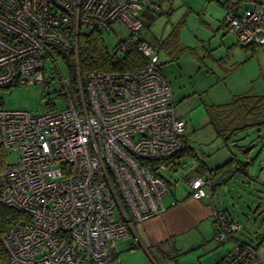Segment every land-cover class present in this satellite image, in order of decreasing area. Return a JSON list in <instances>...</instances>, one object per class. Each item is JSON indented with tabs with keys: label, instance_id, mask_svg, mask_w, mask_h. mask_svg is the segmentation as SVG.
<instances>
[{
	"label": "built area",
	"instance_id": "2783aa9c",
	"mask_svg": "<svg viewBox=\"0 0 264 264\" xmlns=\"http://www.w3.org/2000/svg\"><path fill=\"white\" fill-rule=\"evenodd\" d=\"M160 1L0 0V86L43 83L49 61L66 100L36 113L0 106V148L18 154L0 171V201L26 215L1 238L9 264H118L116 242L165 210L163 173L188 144L154 46L138 43L146 63L127 71L80 72L77 58L79 33L87 30L113 33L115 54L123 55L141 38L142 12L159 11ZM249 3L244 12L240 2L228 9L226 24L240 44L264 45V0ZM62 52L72 54L76 103L71 77L55 59ZM187 184L192 197L210 195L209 176L193 175ZM213 218L218 241L241 229L223 210ZM216 264L264 260L235 239Z\"/></svg>",
	"mask_w": 264,
	"mask_h": 264
},
{
	"label": "rangeland",
	"instance_id": "374dc122",
	"mask_svg": "<svg viewBox=\"0 0 264 264\" xmlns=\"http://www.w3.org/2000/svg\"><path fill=\"white\" fill-rule=\"evenodd\" d=\"M161 1L160 10L149 12L153 19L142 27L139 34L158 51L159 67L170 83L175 113L185 120L184 136L193 152V155L177 158L174 173L170 169L163 175L172 180L173 186L176 182L179 185L176 190H180L185 188L180 178L194 161L201 160L214 167L224 162L231 151L239 154L237 145L249 149L248 158L253 161L248 175L235 174L220 184L219 179H214L213 202L218 207H226L236 217L241 229L235 237L251 243L264 260V244L261 242L264 237V129L260 132L249 129L240 135L243 138L224 144L207 124L205 112V105L229 100L233 89L240 93H264V45L255 51L248 48V52L234 45V36L224 25L228 5L235 8L237 0ZM239 2L242 4L239 12L250 8L249 0ZM118 32L127 34L125 28H118ZM102 37L112 51L116 36L102 32ZM187 46L190 50L186 49ZM55 59L60 74L71 76L72 69L64 59L57 55ZM58 79L59 73L48 61L43 83L0 86V106L25 109L31 113L58 110L66 104L59 91ZM214 80L216 84H213ZM69 91L76 103L75 89L69 87ZM5 157L6 163L14 162L18 154L8 150ZM199 174L204 176V171L200 170ZM134 226L137 227L138 223ZM128 241L130 239L125 238L112 248L118 264H144L145 261L148 264H213L220 252L229 247L227 240L220 243L214 239L209 226L201 225L169 242L150 247L147 255L139 252L130 255L128 252L121 256V251L128 250L121 248L120 243ZM82 264L91 262L86 260Z\"/></svg>",
	"mask_w": 264,
	"mask_h": 264
},
{
	"label": "trees",
	"instance_id": "16d2710c",
	"mask_svg": "<svg viewBox=\"0 0 264 264\" xmlns=\"http://www.w3.org/2000/svg\"><path fill=\"white\" fill-rule=\"evenodd\" d=\"M239 1L240 0H237L236 4L239 3ZM228 9H231L229 5L227 7V10ZM143 40L145 39L142 37L139 38V41L130 45L123 55L117 56L115 54V47L112 51L106 47L101 32L95 30L82 31L78 36L77 58L79 71L85 72L91 69L127 71L134 67L141 66L146 63V58L137 50V45ZM259 46L261 45H242L246 52H248V48H250L251 51H255ZM60 54H62V59H64V61L66 60L67 65L72 69V75L70 77L71 86L73 87L72 54L63 52ZM10 85L12 84L5 85V87ZM205 112L207 124L213 130L215 136L220 138L224 144H227L231 141L243 138V136L240 135L249 129L254 128L256 132H260L264 129V93L257 94L245 92L234 94L225 102L205 105ZM185 140L187 142L186 138ZM238 151L239 154L232 152L230 156L219 165L206 167V165L201 162L199 167L195 169V173L199 174L200 170H203L204 176H209L211 180L210 192L215 188L212 183L214 179H219L218 184H220L226 183L235 174L243 176L248 175L250 165L253 161L252 158H248L250 151L242 146L238 147ZM184 155H193L189 146L171 159V163L173 164L177 158ZM5 161V150L0 148V171L6 163ZM225 212L231 218L235 219L227 211ZM23 218H26L24 213L0 201V264H9L8 253L3 246L1 238L10 226Z\"/></svg>",
	"mask_w": 264,
	"mask_h": 264
},
{
	"label": "crops",
	"instance_id": "0c3cea01",
	"mask_svg": "<svg viewBox=\"0 0 264 264\" xmlns=\"http://www.w3.org/2000/svg\"><path fill=\"white\" fill-rule=\"evenodd\" d=\"M161 2L163 1H160V4ZM149 12L150 11H146V10L142 12L144 26L148 25V22L153 19V15H151ZM224 26L227 30H229L233 34L234 40L236 41L234 45H238L242 49L243 48L242 45L238 42L235 33L228 28L226 21H225ZM141 37L144 38L143 36ZM186 49H188V46L186 47ZM158 62H159V55H158ZM217 81L219 80L217 79ZM213 84H216V80H214ZM230 93L234 95V94H239L240 92H237V91L235 92V90L233 89L231 90ZM231 142H234V141H231ZM239 146H242V145H237V147ZM232 152L233 151H231L230 154ZM176 162H178V159H176L171 165L172 173H174L175 171L174 164ZM201 162H202L201 160L194 161L193 165H191L187 170L184 171V173L182 174L180 178L184 181L185 188L183 189L176 190V186L178 187L179 185H176V182H175V185L173 186L172 180L167 177L169 180L170 187H169L168 192L162 198L163 203L165 205V210L159 215L152 216L141 222H136L138 223V226L135 227L133 225V228L131 229L130 234L117 241V242L124 241L125 238L130 239V241L128 242L120 243L122 246L121 248L125 247L126 250H128V251H121L120 252L121 256L123 257L126 256L125 253H128V252L130 255L133 254L134 252H139L145 255L146 253L150 252L151 250L150 247H155L156 245L161 244V243L163 244V242H169L171 239L176 238L177 235L184 234L188 232L189 230H191L192 228L199 227L200 225L204 227L209 226L211 230H213V233H214L213 212L215 210H218V209L225 210L232 217H234V215H232V213L226 207L224 206L218 207L213 202V191L215 188L212 189V191L210 192L211 195L209 196L195 198L190 195V189L187 183H188L189 177L193 175L201 176V174L195 173V169L199 167V164ZM203 163L205 164V162ZM205 165L206 167H210L207 164ZM164 198H165V201H164ZM234 218L236 219V217ZM135 236L138 237L137 242L134 241ZM235 239H239V238L234 236L233 238L227 240L229 242V247L226 249H223V252H220L218 258L213 262V264H216L218 261H220L222 258H224L229 253L231 247L233 246ZM221 242L223 241H220V243ZM135 246H140V247H135ZM114 256L115 255H113V257ZM114 258L118 260V257L117 258L114 257ZM144 264H148L147 261H145ZM154 264H157V263H154Z\"/></svg>",
	"mask_w": 264,
	"mask_h": 264
}]
</instances>
